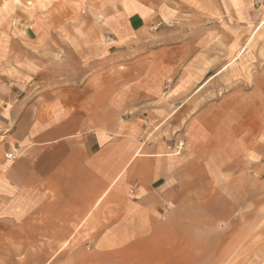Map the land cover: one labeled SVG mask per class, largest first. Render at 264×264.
<instances>
[{
	"label": "crops",
	"instance_id": "1",
	"mask_svg": "<svg viewBox=\"0 0 264 264\" xmlns=\"http://www.w3.org/2000/svg\"><path fill=\"white\" fill-rule=\"evenodd\" d=\"M258 2V9H244L246 22L235 40H247L224 65L208 66L207 32L183 43L182 85H159L174 75V58L155 56L143 64L153 53L152 16L145 19L137 1L106 0L112 43L83 49L82 59H94L99 47L127 71L108 75L103 86L92 85V78L80 88L38 86L36 97L22 106L14 85L5 91L0 237L21 230L23 237L120 238L122 264L132 262L127 254L137 252L131 249L137 239H165L172 264L177 219L197 220L190 216L194 207L224 199L240 205L248 159L256 161L251 172L264 179V37L254 38L264 27V0ZM254 41L256 51L249 47ZM225 70L234 86H211ZM180 132L186 151L172 155L166 147ZM12 146L15 160L6 158Z\"/></svg>",
	"mask_w": 264,
	"mask_h": 264
},
{
	"label": "rangeland",
	"instance_id": "2",
	"mask_svg": "<svg viewBox=\"0 0 264 264\" xmlns=\"http://www.w3.org/2000/svg\"><path fill=\"white\" fill-rule=\"evenodd\" d=\"M104 1L0 0V96L14 85L15 99L22 106L36 97L34 89L38 86L48 91L53 86L80 88L88 78H92V85L103 86L108 75L127 71L116 65L114 55L99 47L94 59H82L83 49L99 42L112 43L107 40ZM133 1L143 8L144 18L152 16L147 26L152 35L148 36L152 39L148 45L152 44L149 48L153 53L143 64L161 55L174 58V75L159 84L164 87L182 85L183 63L178 60L188 38L194 40L207 32L208 66L224 65L247 40H235L237 28L246 22L244 9L250 12L261 7L258 0ZM171 23L173 26H168ZM263 37L264 27L254 38ZM256 42L249 46L253 51L258 48ZM145 75H149L147 69ZM29 82L33 88L23 93ZM215 84L224 90L234 86L227 70L210 85ZM179 134L166 147L172 155L180 156L186 151V138ZM255 162L246 161L250 173L240 194V205L224 199L222 205L202 206L198 210L194 207L190 216L193 219L196 215L197 220L190 222L189 216L176 220L172 264H264V179L251 172ZM168 212L163 211L160 221H166ZM121 245L120 238L23 237L20 230L15 237H0V264H122ZM164 246L165 239H159L158 244L137 239L131 247L137 252L127 254L132 258L127 264H171V255Z\"/></svg>",
	"mask_w": 264,
	"mask_h": 264
},
{
	"label": "built area",
	"instance_id": "3",
	"mask_svg": "<svg viewBox=\"0 0 264 264\" xmlns=\"http://www.w3.org/2000/svg\"><path fill=\"white\" fill-rule=\"evenodd\" d=\"M168 26H173V23L169 24ZM182 146V144H181ZM18 155H17V151L16 149L13 147L10 149V151L6 154V158L9 160H15L17 159Z\"/></svg>",
	"mask_w": 264,
	"mask_h": 264
}]
</instances>
